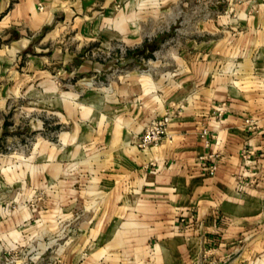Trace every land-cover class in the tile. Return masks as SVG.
<instances>
[{
    "label": "crops",
    "instance_id": "obj_1",
    "mask_svg": "<svg viewBox=\"0 0 264 264\" xmlns=\"http://www.w3.org/2000/svg\"><path fill=\"white\" fill-rule=\"evenodd\" d=\"M227 1L233 17L208 23L192 52L161 67L152 57L109 93L75 101L47 71L68 50L48 47L81 26L88 33L80 12L92 0H0V142L12 131L13 100L51 103L70 126V156L55 151L41 168L56 179L75 163L89 173L87 187L70 189L82 235L65 264H264V0ZM134 16L97 24L105 38L131 42L140 37ZM90 69L108 67L78 65ZM168 114L171 138L139 149L144 128ZM11 201L0 202L1 235L25 231L30 219Z\"/></svg>",
    "mask_w": 264,
    "mask_h": 264
},
{
    "label": "rangeland",
    "instance_id": "obj_2",
    "mask_svg": "<svg viewBox=\"0 0 264 264\" xmlns=\"http://www.w3.org/2000/svg\"><path fill=\"white\" fill-rule=\"evenodd\" d=\"M228 6L227 0H92L80 12L81 22H90L89 34L81 32L82 26L74 28L48 47L68 50L67 59L48 66V78L61 95L68 94L75 101L85 94H107L118 77L151 68L152 57L161 67L167 56L192 52L193 40L207 36L203 32H207L208 23L233 17ZM130 10L135 12L140 37L131 42L124 37L105 38L97 21L111 29L112 20L119 21ZM83 61L108 69L78 72ZM10 105L12 131L0 142V202L12 196L11 205L28 211L30 219L28 227L23 226L25 231L0 234V264H65L67 247L82 235V208L70 189L87 187L89 173L75 163L56 179L41 168L43 163L55 162V151L70 153L62 138L70 128L61 120L63 111L26 96ZM78 169L81 176L73 177Z\"/></svg>",
    "mask_w": 264,
    "mask_h": 264
},
{
    "label": "built area",
    "instance_id": "obj_3",
    "mask_svg": "<svg viewBox=\"0 0 264 264\" xmlns=\"http://www.w3.org/2000/svg\"><path fill=\"white\" fill-rule=\"evenodd\" d=\"M222 110L218 113V115H221ZM170 115H164L161 119L152 120L143 130L141 134V138L137 142V147L139 149H148L151 147H156L163 143L164 141H168L171 138V135L168 131V124L170 122ZM201 137L205 139V145L207 146L209 141L206 138L207 134L205 129L200 133ZM252 155V152L246 151L244 154H242V157L246 160L250 158ZM214 164L209 165V169L211 171H214Z\"/></svg>",
    "mask_w": 264,
    "mask_h": 264
}]
</instances>
